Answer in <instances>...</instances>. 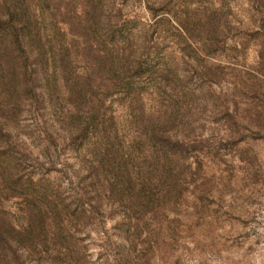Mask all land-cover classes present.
Wrapping results in <instances>:
<instances>
[{
  "label": "rangeland",
  "instance_id": "rangeland-1",
  "mask_svg": "<svg viewBox=\"0 0 264 264\" xmlns=\"http://www.w3.org/2000/svg\"><path fill=\"white\" fill-rule=\"evenodd\" d=\"M111 1V46L141 56L128 82L99 93L100 113L84 121L48 54L27 62L32 89L18 114L0 115V161L16 165L11 192L0 182V220L11 228L4 264H264V5ZM40 8L47 23L24 30L29 47L44 35L67 47L62 19ZM81 48L74 40L68 79L87 72ZM91 70L98 87L106 70ZM105 130L130 185L97 183L96 156L114 143ZM157 152L179 159L168 182Z\"/></svg>",
  "mask_w": 264,
  "mask_h": 264
},
{
  "label": "trees",
  "instance_id": "trees-1",
  "mask_svg": "<svg viewBox=\"0 0 264 264\" xmlns=\"http://www.w3.org/2000/svg\"><path fill=\"white\" fill-rule=\"evenodd\" d=\"M258 1L264 5V0ZM40 6L48 10V17L51 20L59 22L58 20L62 19L61 21L65 24L67 31L82 47L80 49L83 54L82 61L84 63L82 65L87 71L84 75L68 79V74L72 73L70 66L73 64L74 56L70 48L74 40L67 47L64 44L65 48L60 41L55 45L51 43V38L44 35L43 39L42 36L40 38L42 41H39V47L37 45L29 47L32 41H30L29 35L24 30L27 27L40 30L39 27L47 23V17H44ZM113 9L115 10L114 2L111 0H0V82L9 91L3 107L0 108V115L18 114V102L21 100L24 87H26V90L32 89V87L30 88L32 79L27 71V62L32 61L34 58L40 60L39 63L47 62L46 56L51 54L54 61L53 65H56L59 70L58 77L65 78L69 100L81 109L82 114L85 116L84 121L88 119L89 114L96 117L102 110L99 93L103 92L105 94L112 85L115 86L119 83L123 85L128 82L130 76L127 77L126 74L129 73L131 64L141 56L140 49L136 46V49L128 54L123 52L120 47L111 46V38L108 33L114 24L109 19ZM6 13V19L3 20L2 18ZM25 39L28 41L25 42ZM126 42L129 44L128 41ZM124 45L126 44L124 43ZM47 47L55 49L48 52ZM26 48H29V50L27 51ZM132 48L133 45H129V50H132ZM95 65L106 70L99 77L100 85L98 87L94 86L93 70H91ZM42 67L43 70H46L45 65H42ZM150 118L149 116L139 115L137 120L142 119L144 122L151 124ZM159 119L160 117L157 116L153 121L156 129L154 130L155 133H152V137L157 140L162 139L161 135L163 134V131H159V128L162 129L163 126V122ZM3 127V124L0 123V131ZM104 134L108 136V142L114 140V143H111V146L104 150L103 155L96 156L94 169L97 183H100V185L102 183L108 184V181H110V187H119L125 182L130 185L132 180L129 171L122 166V160L120 161L122 154L125 153L121 152L118 147L114 148L115 145L119 144L114 136L109 135V133L106 134V130ZM7 137H9V134H7ZM7 137L5 143L10 142V138ZM2 146L3 143L0 141V148ZM170 156L157 152L155 158V165L159 166L158 169L165 177V182L171 180L173 170L179 160ZM11 165L16 166L12 157H6L0 161V182L4 185L2 188L3 193L11 192V187H8L7 184ZM108 173L112 175L109 180L106 179ZM10 232L11 228L0 220V263L2 264L6 263L7 256L3 253L1 247L2 243H5L4 240H7V236L11 235Z\"/></svg>",
  "mask_w": 264,
  "mask_h": 264
}]
</instances>
